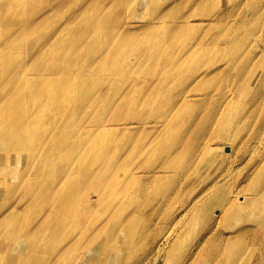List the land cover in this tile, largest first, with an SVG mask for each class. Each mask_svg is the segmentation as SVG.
Returning a JSON list of instances; mask_svg holds the SVG:
<instances>
[{"label":"rangeland","instance_id":"1","mask_svg":"<svg viewBox=\"0 0 264 264\" xmlns=\"http://www.w3.org/2000/svg\"><path fill=\"white\" fill-rule=\"evenodd\" d=\"M111 1L25 0L23 10L5 12L1 41L34 26L35 34L19 37L16 44L22 53H35L46 40L56 44L55 31L72 15L78 13L76 18L82 16L88 26L102 21L99 12ZM129 1L103 9L108 10V22L85 30L84 39L107 41L121 28L136 40L115 47L124 54L115 64L123 59L137 64L146 39L173 59L154 76L142 78L135 72L118 78L122 89L132 87L131 117L124 118L126 110L114 115L111 89L100 87V97L107 98L101 110L87 115L81 130L105 126L110 131L104 140L107 149L97 152L81 136L74 137L90 157H101L99 170L84 176L93 180H77V188L64 186L55 201L27 205L23 213L17 202L32 194L36 183L23 181L7 194L0 191V246L7 251L19 244L29 248L22 237L14 240L15 235L30 234L51 203L58 204L63 219L60 229L56 219L38 230L42 235L35 242V259L26 253H19L18 260L7 259L0 253V264H264V0H205L195 6L192 28L178 35L172 25L179 23L173 18L199 0H157L151 16L164 13L159 29L143 27L149 21V15L141 19L148 0H135V9L133 3L126 6ZM240 20L244 25L236 30L239 38L230 35L227 45L212 55L207 39L225 22L233 29ZM177 36L182 43L171 44ZM189 48L202 67L197 73L188 65L176 71L177 57ZM238 52L235 68L222 69ZM209 64L215 69L210 74L202 71ZM203 75L208 76L199 83ZM56 118L60 127L69 120L65 115ZM72 121L77 123L76 115ZM49 124L56 126L51 120ZM72 131L69 126L64 132ZM28 160L17 164L12 176L1 167L0 188L21 175ZM50 163L53 171L32 172L37 182L40 176L45 182L60 177L65 163ZM108 166L110 181L100 175Z\"/></svg>","mask_w":264,"mask_h":264},{"label":"bare ground","instance_id":"2","mask_svg":"<svg viewBox=\"0 0 264 264\" xmlns=\"http://www.w3.org/2000/svg\"><path fill=\"white\" fill-rule=\"evenodd\" d=\"M197 2L192 5L189 4L190 10L186 14L173 18H176L179 23L176 26L172 25L175 27L173 33L182 34L186 29L192 28L190 20L194 19L197 14L195 9L205 4V0ZM24 3L25 0H0V23L4 19L5 12L21 11V9H24ZM130 3L134 4L133 8L135 9V0L126 2V6L128 7ZM114 6H122V0H112L103 9H110ZM175 7H178L177 4ZM157 8V0L147 1L144 8L145 13L141 15L143 21L149 15L148 23L143 25L145 29L164 27V23L161 22L165 17L164 13L158 17L151 16ZM103 9L99 12V18L102 21L93 26H88L82 16L76 18L78 13L72 15L55 31L56 44L46 40L44 48L37 50L35 53H22L17 49L18 44H16V39H19V37L35 34L36 29L34 26L29 32L4 36L3 42L1 41L2 36H0V168L2 167V171L4 169L8 175L12 176L17 169V164L22 165L25 157L29 159L28 164L22 169L23 173L17 178L8 180L5 183L6 185L4 184L0 188V191L3 195L7 194L8 188L14 190L23 181L37 184L32 194L29 193L28 196L18 200L17 204H21L18 210L19 213L25 212V206L27 205L31 207L37 206V203L49 204L51 199L55 201V198L60 196L62 187L74 185L77 188V180H93L87 177L84 179V176H90L99 170L102 165L101 157H90L76 143L74 137L81 136L85 140V144L92 145V148L97 152L107 149L108 145L104 143V140L110 131L105 126L100 125L99 128H90L86 132L81 130V124L87 118V115L89 116L95 111L101 110V104L107 98L100 97V87L111 89V102H113H110V107L114 108V115L126 110L124 118L131 117V100H135L130 99L129 92L132 87L122 89L118 78L132 75L135 72L141 73L142 78L154 76L161 67L173 59L171 54L163 55L159 46L146 44V39L143 42L144 48L136 58L137 64L135 65L138 66L125 59L119 64H115L114 60L124 55L115 47L126 42L135 41L136 37L128 38V33L122 32L123 29L118 28L112 38L107 41L93 43L90 39H84L85 30L94 29L108 22V10ZM114 14L115 12L112 11L111 15ZM210 16L211 14L208 15V17ZM262 20L263 32L261 31V34L264 36V18ZM231 21L235 22L236 17L233 16ZM243 21L240 20V24L233 29H229L228 22H225L216 35L210 36L209 39L206 38L210 41L212 55L215 51L222 50L220 45H227V39L230 35L233 34L235 38H239L240 34L236 30L241 29L240 27L244 25ZM96 32H101V29ZM180 37L182 36L170 39L171 44H181L182 38ZM192 41L193 38H190V42ZM239 53L233 55L231 60H227L222 69L235 68V65L241 59V57H238ZM193 54L194 49L189 48L184 56L177 57L176 71L183 70L185 65H188L190 70L197 73L202 65H199L193 59ZM206 67L210 68L204 67L205 69L202 71L211 73L215 70L210 64ZM91 70L92 73H90ZM218 72L221 73V69ZM240 75L241 71L239 72V78L241 79ZM207 76H201L198 82L203 83ZM246 85L249 84L246 83ZM182 99L179 102H183ZM128 105L129 107L125 109ZM62 115L67 116L69 120L60 127L58 122H61V119L56 117ZM74 115L77 117L76 124L72 121ZM50 120L56 123L54 128H50ZM69 126L73 128V131L70 134H65L64 131ZM43 149L45 151L41 152ZM166 157L169 156L166 155ZM50 161L65 163L64 167H60L58 170L60 171L58 173L60 177L56 182H45L44 177L39 175L41 181L37 182L38 179L32 176V172L35 170L45 173L53 171ZM77 169L79 171L75 173ZM110 170V166L105 167L104 172L101 171L100 175L109 180ZM49 207V211L45 210L43 214L36 218L34 224L37 223L38 225H33L30 234L15 235L14 240L22 237L29 248L25 249L23 245L19 244L11 251H7V248L1 245L0 253L6 255L7 259L15 258L18 260L19 253L30 254L31 259H35L37 250L35 242L40 241L42 235L38 230L46 228L48 221L53 223L56 219L57 229H60L63 225V219L60 218L58 213V204L51 203ZM130 219H128V222ZM61 249L63 248L58 247L57 251H61ZM9 263L12 264V262Z\"/></svg>","mask_w":264,"mask_h":264}]
</instances>
